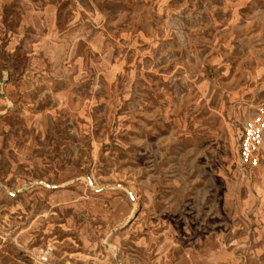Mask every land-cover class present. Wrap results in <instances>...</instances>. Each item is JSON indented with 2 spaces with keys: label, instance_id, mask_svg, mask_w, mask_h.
<instances>
[{
  "label": "rangeland",
  "instance_id": "obj_1",
  "mask_svg": "<svg viewBox=\"0 0 264 264\" xmlns=\"http://www.w3.org/2000/svg\"><path fill=\"white\" fill-rule=\"evenodd\" d=\"M259 107L264 0H0V264H264Z\"/></svg>",
  "mask_w": 264,
  "mask_h": 264
},
{
  "label": "built area",
  "instance_id": "obj_2",
  "mask_svg": "<svg viewBox=\"0 0 264 264\" xmlns=\"http://www.w3.org/2000/svg\"><path fill=\"white\" fill-rule=\"evenodd\" d=\"M264 137V109H256L253 117L242 126L238 141V160L243 167L255 169L259 165ZM51 249L46 248L44 255L49 256Z\"/></svg>",
  "mask_w": 264,
  "mask_h": 264
}]
</instances>
